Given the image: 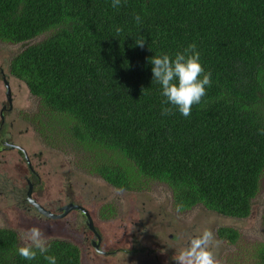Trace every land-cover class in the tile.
<instances>
[{"label": "trees", "instance_id": "16d2710c", "mask_svg": "<svg viewBox=\"0 0 264 264\" xmlns=\"http://www.w3.org/2000/svg\"><path fill=\"white\" fill-rule=\"evenodd\" d=\"M42 36L9 71L39 100L35 121L67 116L73 140L117 155L85 168L129 192L143 179L162 182L181 212L250 216L264 176V0H121L117 8L112 0H0V42ZM193 43L212 85L189 117L162 115L166 97L150 58H174ZM217 234L230 244L241 237L230 227ZM48 245L57 264H82L71 241ZM21 246L17 231L0 228V264H48L22 258ZM252 253L264 264V243Z\"/></svg>", "mask_w": 264, "mask_h": 264}, {"label": "rangeland", "instance_id": "374dc122", "mask_svg": "<svg viewBox=\"0 0 264 264\" xmlns=\"http://www.w3.org/2000/svg\"><path fill=\"white\" fill-rule=\"evenodd\" d=\"M44 37L28 44L0 42V70L6 75L15 108L7 119L8 127L14 143L27 148L32 166L41 177L42 187L35 192L34 200L55 213L57 206L70 202L89 210L102 235L105 254L98 255L91 245L93 233L86 228V219L80 212L50 222L25 209L24 193L15 189L28 186V163L13 150L7 151L5 157L0 155V228L17 231L24 246L28 230L38 226L48 242L61 239L77 245L82 264H176L172 258L188 245L189 238L211 229L219 241L221 264H254L252 252L264 243V176L248 218L225 217L203 206L177 213L172 192L162 182L143 179L141 191L129 192L112 187L85 168L87 160H115L117 155L73 140L68 132L69 117L45 112L42 119L36 117L35 123L29 122V117L40 112L41 105L26 84L10 74L9 65L26 45ZM6 92L0 81V110L8 101ZM223 227L240 233L236 244L219 239L217 231Z\"/></svg>", "mask_w": 264, "mask_h": 264}, {"label": "clouds", "instance_id": "9594fccd", "mask_svg": "<svg viewBox=\"0 0 264 264\" xmlns=\"http://www.w3.org/2000/svg\"><path fill=\"white\" fill-rule=\"evenodd\" d=\"M121 0H112V7L117 8ZM139 24L141 18L135 16ZM122 29H117V32ZM145 40H136V44L143 47ZM200 52L196 44H190L183 52H177L175 57L168 54L150 58L153 65L154 81L162 87V95L166 99L162 102V115H173L178 110L184 117H189L193 105L201 102L206 95V88L212 85L211 72H206ZM170 105V106H168ZM183 205H177V213L181 212ZM27 242L17 249L18 254L26 260H34L38 255L48 262L57 264L54 255H48L49 245L44 232L38 226H32L27 232ZM219 241L216 240L211 229H205L201 234L190 237L186 247L180 249L172 258L176 264H221L217 249Z\"/></svg>", "mask_w": 264, "mask_h": 264}, {"label": "flooded vegetation", "instance_id": "af4514ba", "mask_svg": "<svg viewBox=\"0 0 264 264\" xmlns=\"http://www.w3.org/2000/svg\"><path fill=\"white\" fill-rule=\"evenodd\" d=\"M0 81H3L4 86L6 87V90L8 92V87H7V79H6V75L4 73L3 70H0ZM6 92V98L8 99L7 102L3 103L1 110H0V155L4 156L6 155V152L9 150H13V151H17L18 153L22 154L24 156V158L26 159L27 163L28 160L30 163H28V176H27V183L28 186L24 189L21 190V188L15 189V191L17 190V192L21 193L23 195L24 193V198H23V203L25 205V209L28 212H35L37 213V215L39 216L40 219H48L50 222L53 220H57V219H64L65 216L60 217V218H53V217H48L44 214H42L37 207H35V205L33 204V201L36 202L37 204L41 205L37 200H34L35 197V192L37 190H39L42 187V180L41 177L39 175V173L37 172V170L32 166V163L27 155V148L14 143V139H13V134H12V130L10 131L9 127H8V118L14 113V99L12 94L10 95L11 98H9V94ZM11 93V91H10ZM9 99L11 101H9ZM31 116L29 117V122L35 123V117ZM15 121V120H14ZM12 124H11V128H12ZM70 205L73 206H80L78 204H75L74 202H70L69 204L66 205H60L57 206V208L55 209V211H57V213L53 212L51 210V213L57 216H62L65 212V208L69 207ZM42 206V205H41ZM83 207V206H81ZM84 209H86L85 207H83ZM87 210V209H86ZM50 211V210H49ZM80 212L82 214V216H84V218L86 219V228H88L92 233H93V238L91 240V245L94 247V250L98 253V255L103 256L105 253L102 250L101 246H102V235L100 233V231L98 230V228L95 226L93 217L91 216L89 210H87L89 212L88 216L87 214H85L82 210L80 209H73L71 210L68 214H71V212ZM88 217H91V219L93 220L95 229L97 230L98 235L95 234L94 231H92L90 229V227L88 226ZM96 245H98V249L96 248Z\"/></svg>", "mask_w": 264, "mask_h": 264}, {"label": "water", "instance_id": "95a60500", "mask_svg": "<svg viewBox=\"0 0 264 264\" xmlns=\"http://www.w3.org/2000/svg\"><path fill=\"white\" fill-rule=\"evenodd\" d=\"M7 87H8L9 98H11V96H10L11 93H10V88H9V84H8V82H7ZM9 101H11V100L9 99ZM28 163H30L29 160H28ZM33 204L35 205V207H37V209H38L42 214H44V215H46V216H48V217L60 218V217L66 216V215H67L71 210H73V209H80V210H82L85 214H87L88 216H90V215H89V212H88L86 209H84L83 207H81V206H78V207H77V206L70 205L69 207H66V208L64 209L65 212H64V214H63L62 216H57V215L52 214L50 211H47L43 206L37 204V203L34 202V201H33ZM88 226L90 227V229H91L92 231L95 232L96 235L99 236L97 230L95 229V226H94V223H93V220L91 219V217H88ZM96 248L98 249V245H96Z\"/></svg>", "mask_w": 264, "mask_h": 264}]
</instances>
